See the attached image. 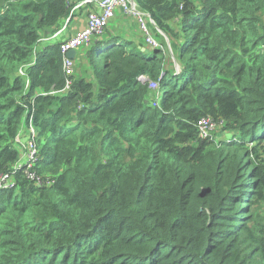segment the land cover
<instances>
[{"label":"trees","instance_id":"1","mask_svg":"<svg viewBox=\"0 0 264 264\" xmlns=\"http://www.w3.org/2000/svg\"><path fill=\"white\" fill-rule=\"evenodd\" d=\"M135 2L178 70L140 31L66 75L43 42L71 2L0 0V176L33 126L53 180L0 189V264H264V0ZM207 117L235 142L199 139Z\"/></svg>","mask_w":264,"mask_h":264},{"label":"built area","instance_id":"2","mask_svg":"<svg viewBox=\"0 0 264 264\" xmlns=\"http://www.w3.org/2000/svg\"><path fill=\"white\" fill-rule=\"evenodd\" d=\"M72 5L71 17L67 19L62 29L52 35L45 41H61L60 51L63 56V69L66 75H71L74 72L76 59H70L67 57V53L70 50L75 49L78 52L79 48L91 47L97 41L104 39L106 31L109 27L110 21H112L117 11L124 17H132L135 20L138 29L144 34L145 41L153 48L163 47L159 46L157 41L152 37L149 24L155 26L150 15L141 11L137 6L135 0H69ZM86 8L85 11V26L75 29L72 35H69L68 28L73 19L79 15V10ZM60 35H64V39H60ZM47 42V43H49ZM142 81H147V78L140 77ZM71 86V82L68 81L66 88ZM152 89L157 88L153 83H150ZM227 122L222 118L207 117L199 121L197 125L199 139L213 141L214 132L222 128L226 129ZM34 127L30 126L28 133V154L25 161H19V163L12 168V170L6 174L0 176V189H10L16 187V175L18 172H23L25 177L39 187L50 186L53 180L50 178H44L34 171V166L37 162V136L35 135ZM22 138V137H21ZM20 138V139H21ZM19 139V140H20ZM229 140V139H228ZM18 142V141H17ZM231 142V141H230ZM23 162V163H22Z\"/></svg>","mask_w":264,"mask_h":264},{"label":"crops","instance_id":"3","mask_svg":"<svg viewBox=\"0 0 264 264\" xmlns=\"http://www.w3.org/2000/svg\"><path fill=\"white\" fill-rule=\"evenodd\" d=\"M77 1H79V0H77ZM85 11H86V8L81 9L77 12V13H79V15L76 16L73 19L72 23L69 25V28H68L69 35H72L74 33L73 31L75 29L82 28L85 26V21H84ZM134 24H135V22L133 20H131V21H129L128 19L125 20V19H123V15L120 12L117 13L116 17L112 20V22L110 23V25L106 31V35H108L106 40H109L111 38V36H113V37L114 36H116V37L122 36L128 40L133 41L135 44H137L141 47V44H140L141 40H140L139 35H138L139 32L136 29L137 25L135 26ZM133 29H135L136 31H133ZM162 36H164V35H162ZM64 38H65L64 35H60V39H64ZM164 38H165V36H164ZM143 48H144V46H143ZM84 51H85L84 49L81 50L80 54H81V52H84ZM22 135H26L25 131L23 132Z\"/></svg>","mask_w":264,"mask_h":264},{"label":"rangeland","instance_id":"4","mask_svg":"<svg viewBox=\"0 0 264 264\" xmlns=\"http://www.w3.org/2000/svg\"><path fill=\"white\" fill-rule=\"evenodd\" d=\"M117 13H119L118 11H117ZM123 19H125V20H129V21H131V20H133V18L132 17H124L123 16ZM134 22H135V20H133ZM112 21H110V23H111ZM110 25V24H109ZM112 25V24H111ZM135 26L137 25L136 24V22H135V24H134ZM136 29H137V31H138V28H137V26H136ZM133 31H136L135 29H133ZM139 33H140V30L138 31ZM137 32V33H138ZM138 33V35H139V38H140V40H141V44L142 45H144L145 43H144V40L142 39V37H141V34H139ZM107 36L108 35H105L104 36V40H106L107 39ZM165 36V35H164ZM43 43H47V42H43ZM164 46H163V48H164V53L166 54V55H168V57L171 59V61L173 62V65H174V67L178 70L179 68H180V64H179V62H178V60H177V58H176V51H175V48L173 47V45L170 43V40H169V38L167 37V36H165V38H164ZM48 44H53L52 42H49ZM84 48L82 47V48H79L78 49V55H77V57H76V60H78L77 58L79 57V54H80V51L81 50H83ZM85 51H86V48L84 49ZM34 131H35V135L37 136L38 135V132H37V130L36 129H34ZM28 136L29 135H21V139L18 141V142H16V145H17V147H18V149H19V151H21V155H22V157H21V159H20V161H25V159H26V157H27V154H28ZM214 139L216 140V141H223V140H227V141H233V142H235V140H231V139H235V136L233 135V132L232 131H229V130H223L222 128H220L219 130H216L215 132H214ZM237 137V136H236ZM229 139V140H228ZM22 162V163H23ZM41 177H43V176H41ZM261 209H262V211L260 212V215L262 216V217H264V201L263 202H261Z\"/></svg>","mask_w":264,"mask_h":264},{"label":"water","instance_id":"5","mask_svg":"<svg viewBox=\"0 0 264 264\" xmlns=\"http://www.w3.org/2000/svg\"><path fill=\"white\" fill-rule=\"evenodd\" d=\"M146 49H143V51H145ZM78 55V52L73 49V50H70L68 53H67V57L70 58V59H76Z\"/></svg>","mask_w":264,"mask_h":264}]
</instances>
